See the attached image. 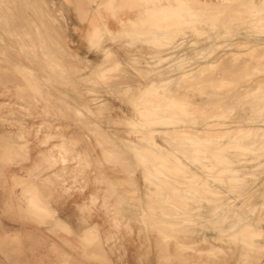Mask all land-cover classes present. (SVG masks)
Listing matches in <instances>:
<instances>
[{
	"label": "clouds",
	"instance_id": "obj_1",
	"mask_svg": "<svg viewBox=\"0 0 264 264\" xmlns=\"http://www.w3.org/2000/svg\"><path fill=\"white\" fill-rule=\"evenodd\" d=\"M0 264H264V0H0Z\"/></svg>",
	"mask_w": 264,
	"mask_h": 264
}]
</instances>
